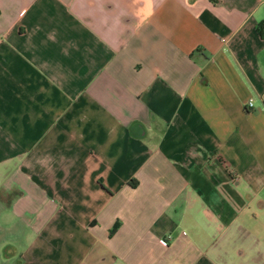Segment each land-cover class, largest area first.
<instances>
[{
    "label": "crops",
    "instance_id": "obj_1",
    "mask_svg": "<svg viewBox=\"0 0 264 264\" xmlns=\"http://www.w3.org/2000/svg\"><path fill=\"white\" fill-rule=\"evenodd\" d=\"M263 89L264 0H0V264H264Z\"/></svg>",
    "mask_w": 264,
    "mask_h": 264
},
{
    "label": "built area",
    "instance_id": "obj_2",
    "mask_svg": "<svg viewBox=\"0 0 264 264\" xmlns=\"http://www.w3.org/2000/svg\"><path fill=\"white\" fill-rule=\"evenodd\" d=\"M260 99L264 103V89L260 93ZM244 103H245L246 108L250 109V108L254 107V100H253V98L251 96L247 97L245 99Z\"/></svg>",
    "mask_w": 264,
    "mask_h": 264
}]
</instances>
